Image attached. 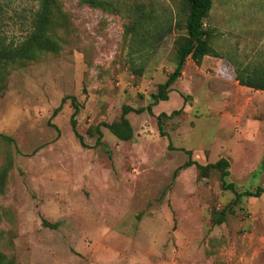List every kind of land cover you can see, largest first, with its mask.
<instances>
[{
    "label": "rangeland",
    "instance_id": "374dc122",
    "mask_svg": "<svg viewBox=\"0 0 264 264\" xmlns=\"http://www.w3.org/2000/svg\"><path fill=\"white\" fill-rule=\"evenodd\" d=\"M62 1L72 44L26 67L7 66L8 87L0 95V131L15 140L0 142V163L9 155L14 160L0 193L14 217L0 228L16 235L3 249L17 264H264V193L243 196L234 214L213 225L211 212L231 203L235 192L223 189L216 171L201 177L195 164L175 176L189 159L206 164L226 157L238 191L264 186V91L240 85L232 63L264 58V0H213L205 25L215 29L212 44L225 58L209 55L200 65L188 58L169 100L153 113L128 114L135 139L122 141L102 126V144L88 131L118 118L123 104L147 106L174 70L175 33L162 38L138 75L126 61L122 15ZM127 1L174 18L180 2ZM38 5L0 0V35L22 39ZM71 96L81 106L85 144L72 129ZM177 109L162 134L158 114Z\"/></svg>",
    "mask_w": 264,
    "mask_h": 264
},
{
    "label": "trees",
    "instance_id": "16d2710c",
    "mask_svg": "<svg viewBox=\"0 0 264 264\" xmlns=\"http://www.w3.org/2000/svg\"><path fill=\"white\" fill-rule=\"evenodd\" d=\"M81 3L120 14L126 19L124 31L126 61L131 70L138 75L144 73L146 62L154 57L162 38L167 33H175L172 51L169 55V60L174 64V70L150 94L152 101L147 106L136 108L130 104H123L118 118L112 122H102L93 126L88 134L97 135V144L103 143L102 126L107 127L122 141L134 140L135 131L128 114L144 111L153 113L154 105L160 101L169 100L172 86L177 79L182 77L188 58H192L196 64L200 65L206 55L224 57L212 44L216 35L215 29L205 25V19L209 17L213 8V0H180L175 18L159 13L155 6L143 1L81 0ZM38 4V8L29 18V29L26 30L22 39L19 41L8 40L0 35V95L8 87L10 71L7 66L26 67L30 63L42 60L46 54L59 55L72 44L73 23L69 12L64 8L63 1L38 0ZM262 58H255L248 62L232 61L235 78L240 85L264 91V58ZM66 99L68 96L64 97L62 102ZM71 99L74 107L71 116L72 129L79 140L85 144V137L78 129L77 121L81 106L75 96H71ZM186 99L187 97H185ZM179 113H181L180 109L173 110L171 114L164 111L158 114V125L162 134H165V120ZM0 142L10 145L14 144L15 140L0 131ZM188 153L191 154V151ZM194 164L201 177L210 176L214 171L218 172L223 189H231L235 192V198L231 203L222 208L213 209L211 212L213 225L222 224L229 215L234 214L235 206L240 203L243 196L258 197L264 193V186H258L255 190L238 191L236 184L228 180L231 162L226 157L206 164L189 159L175 170V176L181 169ZM13 166V156L10 155L0 163V193L6 192V183ZM7 217L13 218V213L0 204V224ZM43 223L49 227L58 226V222H50L46 219H43ZM15 235L13 228L9 230L0 228V264H17L15 254L3 249V245L13 246Z\"/></svg>",
    "mask_w": 264,
    "mask_h": 264
},
{
    "label": "crops",
    "instance_id": "0c3cea01",
    "mask_svg": "<svg viewBox=\"0 0 264 264\" xmlns=\"http://www.w3.org/2000/svg\"><path fill=\"white\" fill-rule=\"evenodd\" d=\"M206 57H210V56L209 55H206L203 60H205ZM184 73H185V71L183 70V75H184Z\"/></svg>",
    "mask_w": 264,
    "mask_h": 264
}]
</instances>
